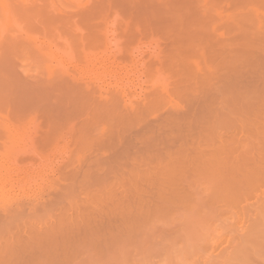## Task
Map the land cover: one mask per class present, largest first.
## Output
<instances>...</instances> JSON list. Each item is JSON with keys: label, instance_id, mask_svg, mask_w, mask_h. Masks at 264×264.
I'll use <instances>...</instances> for the list:
<instances>
[{"label": "rangeland", "instance_id": "374dc122", "mask_svg": "<svg viewBox=\"0 0 264 264\" xmlns=\"http://www.w3.org/2000/svg\"><path fill=\"white\" fill-rule=\"evenodd\" d=\"M98 1L0 0V264H264V0Z\"/></svg>", "mask_w": 264, "mask_h": 264}, {"label": "bare ground", "instance_id": "6f19581e", "mask_svg": "<svg viewBox=\"0 0 264 264\" xmlns=\"http://www.w3.org/2000/svg\"><path fill=\"white\" fill-rule=\"evenodd\" d=\"M70 1H71V0H70ZM76 1H77V0H75V1L73 0V2H75V3H76ZM85 1H86V0H85ZM99 1H100V0H99ZM99 1H98V2H99ZM98 2H97V3H98ZM106 2H107V1H106ZM97 3H96V4H97ZM114 3H115V2H114ZM57 4H58V3H57ZM33 7H34V6H33ZM82 7H83V6H82ZM8 8H9V7H8ZM28 8H29V7H28ZM74 8H75V7H74ZM79 8H80V7H79ZM31 9H32V8H31ZM75 9H76V8H75ZM75 9H74V10H75ZM77 9H78V8H77ZM77 9H76V10H77ZM16 10H17V9H16ZM76 10H75V11H76ZM7 11H8V10H7ZM41 11H42V10H41ZM66 11H67V10H66ZM71 11H72V10H71ZM4 12H5V11H3V13H4ZM79 12H80V11H79ZM109 12H110V11H109ZM109 12H108V13H109ZM5 13H6V12H5ZM19 13H20V12H19ZM114 13H115V12H114ZM7 14H8V13H6L5 15L3 14V16L5 17V16H7ZM103 14H105V13H103ZM109 14H110V13H109ZM20 15H22V14H20ZM59 15H60V13H59ZM59 15H58V17L61 16V15H60V16H59ZM117 15H118V14H117ZM102 16H103V15H102ZM108 17H109V16H108ZM113 17H115V16H113ZM105 18H106V17H105ZM115 18H116V17H115ZM118 18H119V16H118ZM8 19H9V18H8ZM10 19H11V18H10ZM3 20H4V19H3ZM13 20H14V19H13ZM99 20H100V22H102V21H101L102 19H99ZM110 20H111V19H110ZM112 20H115V19L112 18ZM116 20H118V19L116 18ZM120 20H121V19H120ZM7 21H8V20H6V22H7ZM93 21H94V19H93ZM107 21H108V19H106V22H107ZM6 22H5V23H6ZM103 22H104V21H103ZM109 22H111V21H109ZM109 22H108V23H109ZM112 22H113V21H112ZM112 22H111V23H112ZM116 22H117V21H116ZM97 23H98V22H97ZM114 23H115V22H114ZM100 24H101V23H100ZM106 24H107V23H106ZM7 25H8V22H7V24H6L5 26L8 27ZM101 25H102V24H101ZM103 25H104V26H103V28H104V27H105V24H103ZM108 25H109V24H108ZM113 25H114V24H113ZM115 25H116V24H115ZM30 26H31V25H30ZM96 26H97V25H96ZM109 26H110V25H109ZM109 26H107V27H109ZM111 26H112V25H111ZM94 27H95V26H94ZM115 27H116V26H115ZM30 28H31V27H30ZM30 28H29V29L27 28V30L30 31ZM32 28H33V25H32ZM35 28H36V27H35ZM41 28H43V27H41ZM83 28H84V27H83ZM19 29H20V28H19ZM112 29H113V28H112ZM124 29H125V28H124ZM73 30H74V29H73ZM109 30H110V29H109ZM109 30L106 31V32L104 31L105 33L103 34V37H101V38L99 37V38H100V41L102 40V38H103V41H104V42L102 41V42H99V43H101V45H102L101 47H102L103 49L105 48V50H106L108 53H117V52L120 53V52H121L120 44H119V43L117 42V40H116V36H117L118 34H117V35H114V32L112 33V31L110 32ZM17 31H18V30H17ZM33 31H35V30H33ZM39 31H40V30H39ZM41 31H43V30H41ZM51 31H52V30H51ZM100 31H101V29H100ZM122 31H123V30H122ZM30 32H31V31H30ZM36 32H37V30H36ZM63 32H64V31H63ZM125 32H126V31H125ZM38 33H39V32H38ZM68 33H69V32H68ZM79 33H80V31H79ZM102 33H103V32H102ZM40 34H41V32H40ZM43 34H44V32H43ZM54 34H55V33H54ZM66 34H67V33H66ZM77 34H78V33H77ZM98 34H99V33H98ZM115 34H116V33H115ZM119 34H120V33H119ZM22 35H23V34H22ZM28 35H29V34H28ZM31 36H32V35H31ZM31 36H30V37H31ZM61 36H62V35H61ZM97 36H98V35H97ZM100 36H102V34H101ZM24 37H25V36H24ZM34 37H35V36H34ZM34 37H33V39H35ZM74 37H76V35H75ZM95 37H96V36H95ZM128 37H129V36H128ZM37 38H38V37H37ZM81 38H82V37H81ZM81 38H79V39L81 40ZM99 38H98V39H99ZM24 40H25V39H24ZM43 40H44V39H43ZM48 40H49V39H48ZM56 40H57V39H56ZM64 40H65V39H64ZM73 40H74V39H73ZM118 40H119V39H118ZM34 41H36V40H34ZM81 41H82V40H81ZM128 41H129V40H128ZM32 42H33V41H32ZM51 42H52V41H51ZM54 42H55V41H54ZM119 42H120V41H119ZM121 42H123V41H121ZM45 43H46V42H45ZM49 43H50V41H49ZM49 43H47L46 45H47V46H50ZM62 43H64V42H62ZM62 43H61V41H60L59 45H61ZM65 43H66V41H65ZM67 43H68V42H67ZM103 43H104V45H103ZM38 44H39V43H38ZM53 44H54V43H53ZM81 44H82V43H81ZM83 44H84V43H83ZM44 45H45V44H44ZM44 45H43V46H44ZM51 45H52V44H51ZM56 45H57L56 47L58 48V44H56ZM93 45H94V44H93ZM132 45H133V44H132ZM68 46L70 47L69 50H71L72 47H71L70 44H69V45H66V48H64V49H65V50H68V48H69ZM82 46H83V45H82ZM89 46H90V45H89ZM96 46H97V44H96ZM103 46H104V47H103ZM133 46H134V45H133ZM53 47H55V45H54ZM56 47H55V48H56ZM61 47H62V45H61ZM74 47H75V46H74ZM84 47H85V46H84ZM90 47H91V46H90ZM121 47H122V44H121ZM134 47H135V46H134ZM35 48H37V50H40V51H41V49H38V46H37V47L35 46ZM49 48H50V47H49ZM51 48H52V47H51ZM93 48H94V47H93ZM102 48H101V49H102ZM130 48H131V47H130ZM132 48H133V47H132ZM138 48H139V46H138ZM42 49H43V48H42ZM61 49H62V48H61ZM61 49H59V50H61ZM64 49H62L61 52H64V51H63ZM135 49H136V47H135ZM59 50L57 49V51H59ZM77 50H78V49H77ZM105 50H104V52H105ZM155 50H156V49H154L153 51H155ZM158 50H159V48H158ZM158 50H157V53H158ZM50 51H51V49H50ZM75 51H76V50H75ZM153 51H152V52H153ZM161 51H163V49H162ZM164 51H165V50H164ZM164 51H163V52H164ZM44 52H45V51H42L43 54H44ZM51 52H54L53 49H52ZM67 52H68V51H67ZM67 52H64V54L67 53ZM69 52H70V53H67V54L69 55V57H72V50L69 51ZM76 52H77V51H76ZM83 52H84V51H83ZM86 52H87V51H86ZM129 52H130V51H129ZM152 52H151V54H150V56L152 57V59H153V58H154V59H157V58H158V59H161V58L164 57V56L162 57V56L160 55L161 52L159 53V55H158L156 52H153V53H156V54L154 55V54H152ZM45 53H46V52H45ZM77 53H78V52H77ZM79 53H80V52H79ZM88 53H90V52L88 51ZM102 53H103V52H102ZM131 53H132V52H131ZM139 53H141V52H139ZM49 54H50V53H49ZM52 54H54V53H52ZM52 54H50V56H51ZM59 54H60V53H59ZM67 54H65V55H67ZM86 54H87V53H86ZM103 54H104V56H105V55H108V54H105V53H103ZM121 54H122V53H121ZM124 54H125V53H124ZM124 54H122V55H124ZM132 54H133V53H132ZM62 55H63V54H62ZM65 55H63V56H65ZM82 55H84V54H82ZM116 55L119 56V54H116ZM141 55H143V54H141ZM156 55H158L159 57L156 56ZM42 56H44V55H42ZM50 56H49V57H50ZM53 56H54V55H53ZM59 56H60V55H58L57 57H59ZM139 56H140V55H139ZM139 56L137 55V56H136V59H138ZM154 56H156V57H154ZM160 56H161V57H160ZM49 57H48V58H49ZM66 57H68V56H66ZM99 57H100V56H99ZM107 57H108V56H107ZM134 57H135V56H134ZM148 57H149V56H148ZM53 58H54V57H53ZM55 58H56V57H55ZM55 58H54V59H55ZM104 58H105V57H104ZM143 58H144V55L142 56V60H143ZM145 58H146V57H145ZM54 59H53V61H55ZM67 59H70V58H67ZM72 59H73V57L71 58V60H72ZM84 59H85V58H84ZM87 59H89V58L87 57ZM87 59H85V60H87ZM91 59H92V58H91ZM136 59H135V60H136ZM139 59H141V58H139ZM139 59H138V62H139V61L141 62V60H139ZM58 60H61V59H58ZM58 60H57V61H58ZM130 60H131V59H130ZM65 61H66V60H65ZM69 61H70V60H68V62H69ZM72 61H73V60H72ZM80 61H81V60H80ZM145 61H146V59H145ZM153 61H155V60H153ZM157 61H158V60H157ZM84 62H85V61H84ZM91 62H92V61H89V60H88V63H91ZM116 62H118V61H116ZM126 62H127V61H126ZM134 62H135V61H134ZM57 63H58V62H57ZM59 63H60V62H59ZM61 63H62V62H61ZM61 63H60V64H61ZM65 63H66V62H65ZM77 63H78V61H77ZM122 63H123V62H122ZM142 63H143V62H142ZM145 63H146V62H144V65H146ZM54 64H56V63H54ZM66 64H67V63H66ZM137 64H138V63H137ZM160 64H161V63L159 62V65H160ZM49 65H50V64L48 63V66H49ZM130 65H131V64H130ZM138 65H139V64H138ZM156 65H157V64H156ZM51 66H52V64H51ZM51 66H50L49 68H53L55 65H53V67H51ZM46 67H47V66H46ZM61 67H62V66H61ZM67 67H68V66H67ZM144 67H145V66H144ZM55 68H56V66H55ZM65 68H66V67H65ZM65 68H61V70H62V69L65 70ZM129 68H130V67H129ZM154 68H155V66H154ZM98 69H99V68H98ZM107 69H108V68H107ZM130 69H131V68H130ZM132 69H133V68H132ZM136 69H137V67H136ZM51 70H52V69H51ZM70 71H71V70L69 69V71L67 70L66 72L69 73ZM147 71H148V70H147ZM66 72H65V73H66ZM71 72H72V71H71ZM71 72H70V73H71ZM74 72H75V71H74ZM65 73L62 72V74H65ZM68 73H66L65 75H67ZM97 73H99V72H97ZM105 73H106V72H105ZM83 74H84V73H83ZM126 74H127V73H126ZM132 74H133V73H132ZM68 75H69V74H68ZM80 75H81V74H80ZM88 75H89V74H88ZM88 75H87V76H88ZM120 75H121V74H120ZM124 75H125V74H124ZM143 75H144V74H143ZM104 76H105V75H104ZM128 76H129V75H128ZM137 77H138V76H137ZM78 78H79V77H78ZM85 78H86V77H85ZM109 78H110V77H109ZM107 79H108V78H107ZM126 79H127V78H126ZM132 79H133V78H132ZM72 80H73V79H72ZM81 80H82V79H81ZM103 80H105V79H103ZM129 80H130V79H129ZM129 80H128V82H129ZM74 81H75V80H74ZM84 81H87V79L84 80ZM84 81H82V82L84 83ZM105 81H106V80H105ZM113 81H114V80H113ZM118 81H119V80H118ZM76 82H77V81H76ZM78 82H79V81H78ZM95 82H96V80H95ZM125 82H126V81H125ZM88 83H89V80H88ZM90 83H91V85H93V87L95 86L94 84H92V81H90ZM97 83H98V82H97ZM132 83H133V82H132ZM139 84H140V83H139ZM91 85H90V86H91ZM117 85H118V84H117ZM82 86H84V85L82 84ZM85 86H86V85H85ZM90 86H86V87H90ZM91 87H92V86H91ZM93 87H92V88H93ZM141 87H142V86H141ZM95 88L98 90V87H95ZM95 88H94V89H95ZM99 89H100V87H99ZM105 90H106V89H105ZM92 91H93V90H92ZM95 91H96V90H95ZM95 91H94V92H95ZM103 91H104V90H103ZM96 92H97V91H96ZM98 92H101V91H98ZM98 92H97V93H98ZM108 92H110V91H108ZM131 92H132V91H131ZM88 93H90V92L88 91ZM93 94H94V93H93ZM107 94H108V93H107ZM117 94H118V93H117ZM132 94H136V91H135V93H132ZM152 94H153V95H152ZM152 94L150 93V94H148V95H152L153 98L155 99V98H156V97H155V94H154V93H152ZM90 95H92V93H90ZM101 95H102V94H101ZM103 95H104V94H103ZM112 95H114V94H112ZM122 95H123V94H122ZM148 95H147V96L145 95V96L149 98L150 96H148ZM110 96H111V94L109 93V97H110ZM114 96H115V95H114ZM114 96H112V97L114 98ZM128 96H129V95H128ZM132 96H133V95H132ZM143 96H144V95H143ZM145 96H144V99H145ZM112 97H110L109 99H108V98H105V99H106L105 101H108V100L110 101V99H111ZM115 97H116V96H115ZM120 97H121V96H120ZM138 97H139V95H138ZM96 98H97V97H96ZM113 98H112V99H113ZM127 98H128V97H127ZM135 98H136V97H135ZM148 98H147V99H148ZM153 98L150 97V98H149L150 100H148V101L150 102L151 100H153ZM107 99H108V100H107ZM122 99H123V98H122ZM141 99H142V98H141ZM93 100H94V98H93ZM95 100H96V99H95ZM113 100H114V99H113ZM124 100H125V99H123L122 101H124ZM127 100H130V101H131V98L129 97V99H127ZM208 100H209V99H207V101H208ZM211 100H212V99H211ZM118 101H119V100H118ZM132 101H133V100H132ZM132 101H131V102H132ZM138 101H139V100H138ZM141 101H142L143 103H142ZM141 101H139V103L141 102V103H142V106H143L144 104H147V103H148L147 101L144 102L145 100H144V101L141 100ZM153 101H154V100H153ZM212 101H213V100H212ZM110 102H111V101H110ZM112 102H113V101H112ZM119 102H121V100H120ZM203 102H205V101H203ZM117 103H118V102H117ZM102 104H103V103H102ZM102 104H101V106H102ZM112 104H113V103H112ZM114 104H115V102H114ZM114 104H113V105H114ZM126 104H127V102H126ZM136 104H137V103H136ZM208 104H209V103H208ZM124 105H125V104H124ZM127 105H128V104H127ZM127 105H125V106H126V109H127V107H128V108H131L130 106H133L134 104H132V105L129 104L128 106H127ZM140 105H141V104H140ZM119 106H120V105H119ZM119 106H118V107H119ZM145 106L147 107V105H145ZM96 107H97V105H96ZM98 107H100V105H98ZM106 107H107V106H105V107L103 108V106H102L103 109H102V108H97V109H99V112H101V110H103V112H105L104 109H105ZM118 107H117V108H118ZM134 107H135V105H134ZM143 107H144V106H143ZM200 107H202V106H200ZM203 107H206V106H203ZM203 107L200 108V109L203 110ZM94 108H95V107H94ZM97 109H96V110H97ZM107 109H108V107L106 108V110H107ZM140 109H142V111L144 110L143 108H139V107H138L137 109L134 108V112H135V110H138V111H139ZM207 109H208V107H207ZM210 109H211V107H210ZM210 109H209V110H210ZM96 110H94V111H96ZM110 110H111V109H110ZM116 110L118 111V109H116ZM113 111H114V110H113ZM203 111H205V110H203ZM207 111H208V110H206V112H207ZM110 112H112V111H110ZM126 112H129V111H126ZM130 112H133V108H132V110H130ZM97 113H98V110H97ZM115 113H116V112H115ZM115 113H114V114H115ZM135 113H136V112H135ZM140 113H141V112H140ZM198 113H199V112H198ZM102 114H104V113H102ZM109 114H110V113H109ZM116 114H117V113H116ZM120 114H121V112H120ZM127 114H130V113H127ZM141 114H142V113H141ZM122 115H123V114H122ZM122 115H121V117H122ZM134 115H135V114H134ZM137 115H138V114H137ZM137 115H136V116H137ZM199 115H200V114H199ZM106 116H107V115H106ZM138 116H140V115H138ZM169 116H170V115H169ZM172 116H173V115H172ZM172 116H170V117H172ZM201 116H202V118H203V115H201ZM205 116H206V115H205ZM117 117H118V115H117ZM126 117H127V116H126ZM133 117H134V116H133ZM133 117H132V119H133ZM170 117H169V118H170ZM181 117H183V116L181 115ZM181 117H180V118L177 117V118L180 119V121H181ZM184 117H186V116H184ZM184 117H183V118H184ZM113 118H114V117H113ZM113 118H112V119H113ZM122 118H123V117H122ZM128 118H129V117H128ZM128 118H127V120H128ZM163 118L165 119V117H163ZM202 118H201V119H202ZM135 119H136V118H135ZM166 119H167V118H166ZM175 119H176V117H174V118L172 117V119H167V120H168V121L170 120V122H172V121L174 122ZM123 120H125V118H123ZM129 120H131V119H129ZM167 120H166V121H167ZM171 120H172V121H171ZM176 120H177V119H176ZM121 121H122V119H121ZM133 121H134V120H133ZM135 121H136V120H135ZM166 121H165V122H166ZM177 121H178V120H177ZM183 121H184V119H183ZM189 121H190V120H189ZM192 121H193V120H192ZM197 121H198V120H197ZM204 121H205V120H204ZM204 121H202V122H204ZM119 122H120V120H119ZM122 122H123V121H122ZM125 122H126V120H125ZM127 122H128V121H127ZM159 122H160V121H159ZM159 122H158V123H159ZM162 122H163V121H162ZM123 123H124V122H123ZM123 123L121 124L122 126L125 124V123H124V124H123ZM160 123H161V122H160ZM160 123H159V124H160ZM163 123H164V122H163ZM176 123H177V125H178V122H175V124H176ZM187 123H188V122H187ZM196 123H197V122H196ZM204 123H205V122H204ZM119 124H120V123H119ZM169 124H170V123H169ZM175 124L173 123L172 125H175ZM179 124H181V123L179 122ZM188 124H189V123H188ZM188 124H187V125H188ZM153 125H154V124H153ZM162 125H163V124H162ZM165 125H166V124H165ZM182 125H184V124H182ZM187 125H186V126H187ZM118 126H119V125H118ZM179 126H180V125H179ZM179 126H178V127H177V126H174V127H177V128L179 129ZM189 126H190V124H189ZM151 127H152V125H151ZM153 127H154V126H153ZM163 127H165V126L163 125ZM166 127H167V126H166ZM169 127H170V126H169ZM169 127H168V128H169ZM171 127H172V126H171ZM147 128H148V126H147ZM147 128H146V129H147ZM149 128H150V127H149ZM189 128H190V127H189ZM143 129H145V128H143ZM143 129H142V130H143ZM183 129H184V128H183ZM17 130H18V129H17ZM19 130H20V129H19ZM21 130H22V129H21ZM21 130H20V132H21ZM24 130L26 131V128H25ZM142 130H141V132H145V130H144V131H142ZM153 130H154V129H153ZM168 130H169V129H168ZM170 130H171V129H170ZM173 130H174V128H173ZM175 130H176V129H175ZM198 130H200V129H198ZM6 131H7V130H6ZM6 131H5V132H6ZM12 131H13V130H12ZM178 131H179V130H177V132H178ZM7 132H8V131H7ZM22 132H23V131H22ZM139 132H140V131H139ZM146 132H147V131H146ZM148 132H149V131H148ZM151 132H152V131H150V133H151ZM155 132H156V131H155ZM181 132H182V131H181ZM184 132H185V131H184ZM189 132H190V131H189ZM16 133H17V132H16ZM23 133H24V132H23ZM137 133H138V132H137ZM192 133H193V132H192ZM20 134H21V133H20ZM131 134H132V133H131ZM147 134H148V133H147ZM151 134H152V133H151ZM154 134H157V133H154ZM26 135H27V139H28V134H27V133H24V135H20V136H22V138H26ZM133 135H134V134H133ZM167 135H168V133H167ZM171 135H172V134H171ZM6 136H7V134H6ZM8 136H9V135H8ZM10 136H11V135H10ZM12 136H14V135L12 134ZM12 136H11V137H12ZM154 136H155V135H154ZM172 136H173V135H172ZM199 136H200V135H199ZM15 137H16V136H15ZM17 137H19V136L17 135ZM17 137H16V139H17ZM8 138H10V137H8ZM29 138H32V137L29 136ZM138 138H139V137H138ZM173 138H174V137H173ZM10 139H11V138H10ZM12 139L15 140V138H13V137H12ZM18 139H21V138H18ZM18 139H17V140H18ZM27 139H25V140H27ZM33 139H34V138H32V140H33ZM201 139H202V138H201ZM14 140H12V141H14ZM154 140H155V139H154ZM162 140H163V139H162ZM164 140H165V139H164ZM197 140H198V139H197ZM203 140H204V139H203ZM2 141H3V140H2ZM2 141H1V143H4V142H2ZM8 141H9V140H8ZM18 141H19V144L22 143L23 145H24V144L26 145V143H24L23 139H21V141H22L21 143H20V140H18ZM29 141L31 142L30 139H29ZM35 141H36V140H35ZM188 141H189V140L187 139V142H188ZM26 142H27V141H26ZM32 142H33V141H32ZM32 142H31V143H32ZM128 142L131 143L129 140H128ZM141 142H142V140H141ZM159 142H160V141H159ZM163 142H164V141H163ZM178 142H179V141H178ZM189 142H190V141H189ZM191 142H192V141H191ZM201 142H202V141H201ZM204 142H205V140H204ZM17 143H18V142H17ZM17 143H15V145H17ZM31 143H30V144H31ZM167 143H168V142H167ZM170 143H171V142H170ZM27 144L29 145V143H27ZM127 144H128V143H127ZM127 144H126V146H127ZM162 144H164V143H162ZM3 145H4V144H3ZM3 145H2V146H3ZM10 145H11V144H10ZM193 145H194V144H193ZM204 145H206V144H204ZM5 146H7V144H5ZM143 146H144V145H143ZM167 146H170V145H167ZM197 146H198V145H197ZM12 147H13V146H12ZM21 147L24 148L22 145H21ZM154 147H155V146H153V148H154ZM171 147H173V146H171ZM194 147H195V146H194ZM202 147H203V146H202ZM204 147H205V146H204ZM3 148L5 149V147H3ZM6 148H7V147H6ZM8 148H9V147H8ZM22 148H21V149H22ZM26 148H28L27 145H26ZM31 148H32V147H31ZM14 149L16 150V146L14 147ZM24 149H25V148H24ZM28 149H29V148H28ZM127 149H128V146H127ZM159 149H161V148H159ZM159 149H158V150H159ZM169 149H171V148H169ZM184 149H185V148H184ZM184 149H183V151H184ZM5 150H6V149H5ZM18 150H19V148H18ZM22 150H23V149H22ZM25 150H26V152H28L29 150L32 151L31 149H29L28 151H27V149H25ZM35 150H36V149H35ZM144 150H145V149H144ZM181 150H182V149H181ZM196 150H197V149H196ZM19 151H20V150H19ZM23 151H24V150H23ZM33 151H34V150H33ZM36 151H37V150H36ZM122 151H123V150H122ZM173 151H174V150H173ZM179 151H180V150H179ZM8 152H9V151H8ZM10 152H11V150H10ZM13 152H14V151H13ZM13 152H11V153H13ZM124 152H125V151H124ZM138 152H139V151H138ZM161 152H162V151H161ZM161 152H160V153H161ZM187 152H188V151H187ZM11 153H10V154H11ZM20 153H22V152H20ZM24 153H25V152H24ZM128 153H129V152H128ZM142 153H143V152H142ZM144 153L147 154L148 152L146 151V152H144ZM157 153H158V152H157ZM182 153H183V152H182ZM195 153H196V152H195ZM1 154H2V153H1ZM10 154H9V157H12V154H11V156H10ZM13 154L15 155V153H13ZM31 154H32V153H31ZM35 154H36V153H35ZM39 154H40V153H39ZM39 154H37V155H39ZM131 154H132V153H131ZM153 154H154V153H153ZM14 155H13V156H14ZM23 155H24V154H23ZM25 155H26V154H25ZM32 155H33V154H32ZM132 155H133V154H132ZM134 155H135V154H134ZM140 155H141V154H140ZM194 155H195V154H194ZM201 155H202V154H201ZM16 156H18V155L16 154ZM16 156H15V157H16ZM20 156H21V155H20ZM122 156H123V155H122ZM125 156H126V155H125ZM154 156H155V155H154ZM162 156H163V154H162ZM4 157H6V156L4 155ZM15 157H13V158H15ZM34 157H35V155H34ZM36 157H37V156H36ZM39 157L43 158L42 155L39 156ZM142 157H143V156H142ZM166 157H167V156H166ZM183 157H184V156H183ZM185 157H186V156H185ZM187 157H188V156H187ZM202 157H203V156H202ZM16 158H17V157H16ZM18 158H19V157H18ZM126 158H128V157H126ZM136 158H137V157H136ZM164 158H165V157H164ZM195 158H196V157H195ZM117 159H119V158H117ZM120 159H121V157H120ZM137 159H138V158H137ZM178 159H179V158H178ZM182 159H183V158H182ZM10 160H11V159H10ZM12 160H13V159H12ZM14 160H16V159H14ZM145 160H146V159H145ZM147 160H148V159H147ZM162 160H163V159H162ZM170 160H171V159H170ZM187 160H188V158H187ZM27 161H28V160H27ZM31 161H32V160H31ZM41 161H42V160H41ZM143 161H144V160H143ZM148 161H149V160H148ZM150 161L152 162V161H154V159H153V160L151 159ZM160 161H161V160H160ZM175 161H176V160H175ZM17 162H18V161H17ZM60 162H61V161H60ZM163 162H164V161H163ZM30 163H31V162H30ZM35 163H36V162H35ZM40 163H41V162H40ZM129 163H130V162H129ZM158 163H159V162H158ZM27 164H28V163H27ZM43 164H44V163H43ZM113 164H114V163H113ZM161 164H162V163H161ZM172 164H173V163H172ZM32 165H33V164H32ZM37 165H38V163H37ZM61 165H62V164H61ZM133 165H134V164H133ZM135 165H136V164H135ZM151 165H152V164H151ZM155 165H156V164H155ZM157 165H158V164H157ZM166 165H167V164H166ZM174 165H175V164H174ZM13 166H14V165H13ZM24 166H25V165H24ZM161 166H162V165H161ZM161 166H159V167H161ZM25 167H26V166H25ZM25 167H24V168H25ZM30 167H31V166H30ZM34 167H35V166H34ZM39 167H40V166H39ZM39 167H37V168H39ZM129 167H130V166H129ZM137 167H138V166H137ZM148 167H149V166H148ZM154 167H155V166H154ZM27 168H28V167H27ZM130 168H131V167H130ZM135 168H136V167H135ZM33 169H34V168H33ZM133 169H134V168H133ZM133 169H132V170H133ZM168 169H169V168H168ZM170 169H172V168H170ZM26 170H27V169H26ZM30 170H32V169H30ZM154 170H155V169H154ZM32 171H33V170H32ZM37 171H38V169H37ZM135 171H138V170H135ZM170 171H171V170H170ZM25 172H26V171H25ZM147 172H148V171H147ZM150 172H151V171H149V173H150ZM154 172H155V171H154ZM161 172H162V171H161ZM167 172H168V171H167ZM132 173H133V172H132ZM128 175H129V173H128ZM141 175H142V173L140 174V176H141ZM143 175H144V173H143ZM163 176H164V175H163ZM138 177H139V176H138ZM142 177H143V176H142ZM144 177H145V176H144ZM130 178H131V177H130ZM131 179H132V178H131ZM134 179H135V178H134ZM137 179H139V178H137ZM137 179H136V180H137ZM134 181H135V180H134ZM134 181H133V182H134ZM134 185H135V184H134ZM133 187H134V186H133ZM138 187H139V186H138ZM132 189H134V188H132ZM135 190H136V189H135ZM133 191H134V190H133ZM131 192H132V191H131ZM130 194H131V193H130ZM134 195H135V194H134ZM125 197H126V196H125ZM129 197H131V196H129ZM133 198H134V197H133ZM138 198H139V197H138ZM128 199H129V198H128ZM130 199H131V198H130ZM17 200H18V199H17ZM13 201H14V200H13ZM13 201H12V203H13ZM21 201H22V200H21ZM127 201H128V200H127ZM132 201H133V200H132ZM22 202H23V201H22ZM125 202H126V201H125ZM130 202H131V201H130ZM17 204H18V203H17ZM123 204H124V203H123ZM130 205L132 206V204H130ZM130 205H129V206H130ZM137 206H138V205H137ZM117 207H118V206H117ZM122 207H123V206H122ZM123 208H124V207H123ZM123 208H122V209H123ZM122 209H121V210H122ZM130 209H131V208H130ZM124 210H125V209H124ZM125 211H126V210H125ZM129 211H130V210H129ZM126 212H128V211H126ZM130 213H132V212H130ZM130 213H129V214H130ZM123 215H124V214H123ZM19 216H21V215H18V217H19ZM13 217H14V216H12V218H13ZM16 217H17V216H16ZM22 218H24V217L22 216ZM13 219H15V218H13ZM13 219H12V220H13ZM19 219H20V218H19ZM21 220H22V219H21ZM25 220H26V219H25ZM10 221H11V218H10ZM26 221H27V220H26ZM26 221H25V222H26ZM1 222H3V221H0V224H1ZM20 222H21V221H20ZM12 223H14V222H12ZM34 225H35V224H34ZM65 226H66V225H65ZM2 227H3V226H2ZM14 227H15V226H14ZM18 227H19V226H18ZM60 227H61V226H60ZM63 227H64V226H63ZM63 227H62V228H63ZM66 227H67V226H66ZM11 228H12V227H11ZM15 228H17V226H16ZM35 228L37 229V227H35ZM13 229H14V228H13ZM40 229H41V228H40ZM50 229H51V228H50ZM56 229H57V228H56ZM58 229H59V228H58ZM64 229H66V228H64ZM67 229H68V228H67ZM69 229H70V228H69ZM10 230H11V229H10ZM46 230H48V229H45L44 231H46ZM7 231H9V230H7ZM33 231H35V230H33ZM33 231L31 230L32 233H30V235H31V234H32V235H31V236L29 235V237L27 236L29 239L27 238L28 240H26L23 244L20 243L21 240L23 241V238H22L23 236H22V235H21V237H20V238H22V239L19 240L18 242L16 241L17 243H15V245L17 244L16 246L18 247L17 250H18L19 252H17V251L14 249L15 251H13V253L21 254V256H22L21 259H23V261L21 262V264H22V263H24V264H34V263L37 264V263L39 262L38 260H39V257H40V255H41V254L39 255V253H40L39 250H40V249L44 250L43 248H45L44 245L42 246L43 243H42L41 245L38 243L39 240H37V239H38L39 237H38V238H35V237H37V236L40 234V233L38 234V232L35 233V232L38 231V230H36L34 233H33ZM39 232H40V231H39ZM55 232H56V231H55ZM62 232H63V231H62ZM56 233H58V232H56ZM59 233H61V232H59ZM10 234H11V232H10ZM19 234H20V233H19ZM41 234L44 235V234H43V231L41 232ZM41 234H40L39 236H41ZM53 234H54V233H53ZM34 235H36V236L34 237ZM46 235H47V234H46ZM50 235H51V234H50ZM14 236H15V235H14ZM14 236H12V238H13ZM60 236H61V235H60ZM41 237H42V236H41ZM41 237H40V238H41ZM12 238H11V239H12ZM40 238H39V239H40ZM45 239H46V237H45ZM47 239H48V238H47ZM9 240H10V239H9ZM40 240H41V242H42L44 239H43V240L40 239ZM11 241H13V240H11ZM45 241H46V240H45ZM43 242H44V241H43ZM6 243H7V242H6ZM19 243H20V245H19ZM44 243H45V242H44ZM46 243H47V241H46ZM13 244H14V242H13ZM8 245H9V244H8ZM8 245L6 244V246H8ZM45 245H46V244H45ZM11 246H13V248H14V245H11ZM6 249H7V248H6ZM11 249H12V247H11V248L8 247L7 250L10 251ZM45 250H46V249H45ZM45 250H44V251H45ZM3 251H4V250H3ZM3 251H2V252H3ZM5 251H6V250H5ZM5 251H4V254H5V255L7 254V256H8V255H9L8 252L5 253ZM46 251H47V250H46ZM46 251H45V254H44V255H46ZM11 253H12V252H11ZM11 253H10V254H11ZM11 255H12V254H11ZM13 255H14V254H13ZM38 255H39V257H38ZM7 256H5V257H7ZM9 257H10V256H9ZM15 257H16V255H15ZM47 257H48V256H47ZM2 258H3V257H2ZM11 258H12V257H11ZM44 258H45V257H44ZM51 258H52V257H51ZM6 259H7V258H6ZM6 259L4 258V260H6ZM7 260H9V259H7ZM41 260H42V258H41ZM13 261H14V259H13ZM37 261H38V262H37ZM9 262H10V260H9ZM9 262H8V263H9ZM57 262H58V261H57ZM42 263H43V262H42ZM42 263L39 262V264H42ZM9 264H11V262H10ZM12 264H16V263H13V262H12ZM55 264H56V263H55Z\"/></svg>", "mask_w": 264, "mask_h": 264}]
</instances>
